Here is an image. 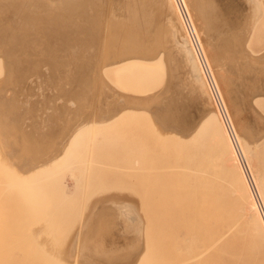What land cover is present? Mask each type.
Segmentation results:
<instances>
[{
	"label": "rangeland",
	"instance_id": "rangeland-1",
	"mask_svg": "<svg viewBox=\"0 0 264 264\" xmlns=\"http://www.w3.org/2000/svg\"><path fill=\"white\" fill-rule=\"evenodd\" d=\"M10 1L0 0V34L7 30L3 36L6 41L0 39V264H24L27 258L28 264H216L210 242L200 249L185 240L183 244V239L173 240V224L164 216L174 200L188 202L195 174L205 180L214 170L208 160L215 158V146L201 123L205 124L210 114L220 116L202 74L197 72L198 80L187 74L189 69L184 59L180 60L183 56L174 55L172 44L165 47L167 36L157 35L156 29H163L165 24L163 16L155 15V26H149L141 0H89V7L93 5L90 13L99 12L101 18L97 14L88 21L81 12L71 21L68 15L62 19L66 17L63 12L60 18L53 8L60 7V0H15L19 6ZM150 1L143 0L147 5ZM202 1L210 12L204 56L224 106L222 93L230 108L232 118L225 106L230 124L233 128L235 119L240 130L241 136L233 129L237 142L243 141L253 159L251 168L264 183V20L261 31L251 37L253 23L264 12L262 2L218 0L213 6L214 0L209 4ZM121 3L137 17L136 42L125 33L117 35L120 29L112 24L115 17L121 28H130L118 8ZM212 10L218 11L216 17ZM40 12L46 23L34 30L33 21L43 17ZM26 20H33V24ZM8 44L10 48H6ZM132 52L139 57L127 55ZM119 57L131 58L126 61L131 62L115 69L109 63ZM104 65L111 67L108 72L105 68L106 74ZM194 65H188L190 70ZM255 97L261 98L253 103ZM127 100L133 105L128 106ZM103 103L111 112L104 117L110 119L93 122L91 115ZM19 181L33 192L13 187ZM12 187L19 193H13ZM101 216L104 218L98 219V228L93 229L90 222ZM186 222H179L180 234L187 232ZM88 233L94 235L91 240ZM246 237L242 240L249 243ZM243 241L239 249L235 247L243 258L237 263L264 264L258 257L263 253L260 244L251 240L252 246ZM144 253L149 254L147 258Z\"/></svg>",
	"mask_w": 264,
	"mask_h": 264
},
{
	"label": "bare ground",
	"instance_id": "bare-ground-1",
	"mask_svg": "<svg viewBox=\"0 0 264 264\" xmlns=\"http://www.w3.org/2000/svg\"><path fill=\"white\" fill-rule=\"evenodd\" d=\"M10 1V0H9ZM13 0L10 1V3L12 2ZM15 1V0H14ZM13 1V2H14ZM20 1V0H19ZM17 0V2H19ZM27 1V0H26ZM37 1V0H36ZM39 2L42 1V0H38ZM37 1V2H38ZM89 0H60L58 1V5L59 6H53V8L57 11L58 15L60 16V18L64 17L62 15L61 12L65 13V16L68 15V17L72 20H74V16L76 14H81V12L83 13V15H86L85 17L88 19V21L90 20H93L95 18L94 15L98 16L97 14H99L98 17H100V14L99 12L94 13H90V7H93L90 6L89 7ZM208 1V2H206ZM210 0H204V3H207L209 4ZM216 1V0H214ZM213 3H216L214 4L213 6L217 5L218 3V0L217 2H214ZM12 2V4H13ZM31 2V1H30ZM62 2V3H61ZM260 2H262V7L264 8V1L263 0H260ZM259 2V4H260ZM23 3V2H21ZM20 3V4H21ZM26 3V2H25ZM42 3V2H41ZM57 3V2H56ZM151 4H144L143 0L140 1V6L142 8H144V19L145 21L148 23L149 26H155V21H154V17L155 15L159 14L163 19H164V22L165 24L163 25L161 23L160 26H164L163 29L161 30H158V28L156 29L157 30V35H164V36H167L169 39H168V42L165 43V47L172 44L173 48H172V52L174 53H177L178 56L180 55L182 58L180 59L183 62L184 66L187 67L189 70L186 71L187 74L191 73L192 77L193 78H200L198 73L199 74H202L200 73L199 71L200 70V67L198 65V62L195 58V55L193 53V50L191 48V44L189 42V39L186 35V32L184 30V27L182 25V22H181V19H180V14H179V9H178V6H177V3L175 0H152L150 1ZM203 3V1H202ZM203 3V4H204ZM19 6L18 3H16L15 1V6L17 5ZM29 4V3H28ZM27 4V5H28ZM13 5V6H14ZM22 5V4H21ZM42 5V4H41ZM45 5V4H44ZM254 5V4H253ZM103 6V5H102ZM110 6V5H109ZM184 6H185V9H187V13L189 15V17L191 18V21L193 22V27L194 29H196V33H197V36L199 37L200 41L202 44L201 47H203L202 49L204 50V43H203V40H204V33H208L210 31L209 29V25H208V15L210 14V12L206 11L208 7H206V4L202 5L201 4V0H184ZM204 6V7H203ZM208 6V5H207ZM211 5H209V7H213ZM29 7V5H28ZM32 7V6H31ZM43 7V6H42ZM41 7V8H42ZM45 7V6H44ZM50 5L47 4V8L49 9ZM111 7V6H110ZM260 7V9L262 8ZM24 8V7H23ZM22 8V9H23ZM46 8V7H45ZM44 8V9H45ZM109 8V7H107ZM119 10L124 14L125 17V20H126V23H128V25L130 26V28H127L126 30H124L123 28H121V22L119 19L115 18V17H112V24H114V26H116L117 28H119L120 30L117 31V35H124L123 33L126 34V37L130 38L132 40V42H136L138 41V34H137V31H136V28H137V17L134 16L133 14H131V12L128 10V7L126 4L124 3H121L119 4L118 6ZM217 9V7H214V9ZM16 9V8H14ZM18 9V7H17ZM22 9L20 11H22ZM40 9V8H39ZM213 9V8H212ZM12 10V9H11ZM25 10H30V8L28 9H25ZM34 10V9H33ZM43 10V8H42ZM41 10V11H42ZM46 10V9H45ZM100 10V9H99ZM257 10V9H256ZM27 11V12H28ZM31 11V10H30ZM47 11V10H46ZM98 11V10H97ZM101 11V10H100ZM264 11V10H262ZM23 12V11H22ZM25 12V13H27ZM36 12V11H35ZM38 12V11H37ZM36 12V13H37ZM212 12H215V14H212L216 17V12L218 13L217 10L213 11ZM40 12L39 15H42L43 17L41 18L38 17V20L37 21H33V20H26V21H33L35 23V27H34V30L36 28V26H39V28L41 27V25H45V21L46 19L44 18V14ZM47 13V12H45ZM24 14V12H23ZM27 14H30V13H27ZM109 14V13H108ZM264 14V12H263ZM261 13V16H259L258 19H256V21L253 23L252 27H251V37H252V33L256 32L257 30H260L262 29V20H264L263 18V15ZM20 15V12L19 14ZM26 14H24L25 16ZM32 15V12L31 14ZM38 15V16H39ZM81 15V16H83ZM258 15V14H257ZM256 15V16H257ZM21 16V15H20ZM78 16V15H76ZM103 16V15H102ZM110 16V15H109ZM29 19H32L29 15L27 16ZM26 17V18H27ZM33 17H35V15H33ZM68 17L66 16L65 18H62V19H68ZM84 17V16H83ZM108 17V16H107ZM111 17V16H110ZM236 17V16H235ZM20 18V17H18ZM22 18V16H21ZM25 18V17H24ZM25 18V19H26ZM40 18V19H39ZM44 18V19H43ZM74 18V19H72ZM79 18V17H78ZM82 18V17H81ZM85 18V19H86ZM101 18V17H100ZM160 18V17H159ZM84 19V18H83ZM216 20V18H214ZM217 19H218V16H217ZM20 20V19H19ZM63 20V21H64ZM80 20V19H79ZM96 20V19H95ZM21 23H22V20H20ZM24 21V19H23ZM25 21V22H26ZM59 21V20H58ZM101 21V20H100ZM98 21V22H100ZM162 21V20H161ZM78 22V21H77ZM92 24H94L93 22L94 21H91ZM108 22V21H107ZM163 22V23H164ZM198 22H201V25L202 26H198ZM217 22V20H216ZM19 23V22H18ZM32 23V22H31ZM79 23V22H78ZM86 23V22H85ZM89 23V22H88ZM86 23V25L88 24ZM264 23V22H263ZM33 24V23H32ZM31 24V25H32ZM52 24V22H51ZM54 24V23H53ZM76 24V23H74ZM57 25V23H56ZM85 25V26H86ZM58 26V25H57ZM84 26V27H85ZM90 26V25H88ZM87 26V27H88ZM209 26V27H208ZM27 27V26H26ZM75 27V26H74ZM38 28V31H40V29ZM52 28V27H51ZM50 28V30H51ZM55 28V27H54ZM90 28V27H89ZM92 28V27H91ZM8 29V28H7ZM10 29V28H9ZM80 29V28H79ZM11 30V29H10ZM24 30V29H23ZM91 30V29H90ZM17 31V30H16ZM45 31V30H44ZM96 31V29H95ZM261 31V30H260ZM7 32V30H6ZM5 32V33H6ZM10 32V31H9ZM12 32V31H11ZM20 32V31H19ZM24 32V31H23ZM31 32H33L31 30ZM5 33L3 34L4 37H6ZM22 33V32H21ZM20 33V34H21ZM42 33V32H41ZM39 33V35L41 34ZM51 33V32H49ZM13 34V33H12ZM15 34H18L15 33ZM33 34V33H32ZM60 34V33H59ZM88 34V32H87ZM9 35V33H8ZM24 35V34H23ZM28 35H31L28 34ZM35 35V34H34ZM38 35V33H37ZM61 35V34H60ZM106 35V34H104ZM176 35L178 37H176ZM2 36V32L0 34V37ZM2 36V38H0L1 40L4 39V37ZM33 36V35H32ZM46 36V35H45ZM83 36V35H82ZM88 36V35H87ZM164 36L162 37L164 39ZM11 37V35H10ZM13 37V36H12ZM34 37V36H33ZM123 37V36H122ZM250 37V38H251ZM31 37H29L30 39ZM41 38V36H40ZM44 38V37H43ZM57 38V37H56ZM120 38V37H119ZM124 38V37H123ZM254 38V37H252ZM7 39V38H5ZM4 39V40H5ZM162 39V41H163ZM185 39V40H184ZM0 40V41H1ZM28 40V39H27ZM26 40V41H27ZM34 40V39H33ZM38 40V39H37ZM40 40V39H39ZM187 40V42H186ZM3 41V40H2ZM6 41V40H5ZM93 41V40H92ZM15 42V41H14ZM17 42V41H16ZM30 42V41H29ZM82 42V41H81ZM165 42V41H163ZM263 42V41H262ZM23 43V41L21 42ZM104 43V42H103ZM234 43V42H233ZM236 43V42H235ZM238 44L240 43L237 42ZM237 43H236V46H234V48L237 50L239 49L238 46H237ZM12 44V43H10ZM8 44V47L6 48H10ZM18 44V43H17ZM26 44L27 42H24V45L25 48H26ZM162 44V43H161ZM248 44V42H247ZM264 44V43H263ZM2 45V44H1ZM6 45V44H5ZM19 45L22 46V44H20L19 42ZM34 45V44H33ZM240 45V44H239ZM16 46V45H15ZM20 46V47H21ZM28 46V44H27ZM30 46V45H29ZM136 46V44L134 45ZM229 46V44H228ZM249 46V45H248ZM246 46V47H248ZM35 47V46H34ZM82 47V46H81ZM5 48V49H6ZM12 48V46H11ZM28 48V47H27ZM75 48V47H74ZM105 48V47H104ZM163 48V47H162ZM262 48V47H261ZM260 48V49H261ZM19 49V48H17ZM22 49V48H21ZM249 49V48H248ZM246 49V50H248ZM263 49V48H262ZM17 51V50H16ZM244 51V50H243ZM252 51V50H251ZM14 52V51H13ZM105 52V51H104ZM136 52V51H135ZM135 52H132L130 54H127V55H133L135 57H131V58H137L139 57ZM204 52V51H203ZM232 52V51H231ZM230 52V53H231ZM260 51H258L259 53ZM262 52V51H261ZM12 53V52H11ZM24 53V51H23ZM27 53V52H26ZM170 53V52H169ZM235 53V52H234ZM253 53V51H252ZM171 54V53H170ZM169 54V55H170ZM176 54V55H177ZM185 54V55H184ZM205 54V53H204ZM255 54V53H253ZM172 55V54H171ZM170 55V56H171ZM175 55V56H176ZM238 55V54H237ZM264 55V54H263ZM103 56H105L103 54ZM125 56V55H124ZM234 56V55H233ZM255 56V55H254ZM235 57V56H234ZM233 57V58H234ZM238 57V56H237ZM121 57L115 59L113 61V63H109L111 66L113 65V67L115 68H119V66L121 67L122 63L124 65V62L125 64L126 63H129V62H126L128 60H131V58H128V59H120ZM140 58H144V57H141ZM173 58V57H172ZM232 58V57H231ZM179 59V58H178ZM186 59V60H185ZM134 60V59H133ZM176 60V58H175ZM55 61V60H54ZM108 61L106 58L104 59V62ZM178 61V60H176ZM241 61V60H240ZM51 62V61H50ZM195 62V63H194ZM107 63V62H106ZM179 63V61H178ZM181 63V64H182ZM189 63V64H188ZM197 64V67L198 69L196 68L195 69V65L194 64ZM108 64V63H107ZM120 64V65H119ZM180 64V63H179ZM118 67H117V66ZM188 65H194L193 66V70H190V67L191 66H188ZM105 66V65H104ZM108 66V65H107ZM105 66L103 68V73H105V68L107 67ZM111 68V67H110ZM109 68V69H110ZM115 68V69H116ZM107 69V68H106ZM109 69H107V72L109 71ZM113 69V70H115ZM102 70V69H101ZM112 71V69H111ZM198 72V73H197ZM110 73V72H109ZM106 74V73H105ZM111 74V73H110ZM102 75V74H101ZM112 75V74H111ZM202 78H203V75H201ZM111 76L107 77V79L110 81L109 83H111L112 79L110 80ZM197 79V80H198ZM106 80V79H105ZM246 80V79H245ZM85 81V80H84ZM107 81V80H106ZM203 81H204V78H203ZM113 82V81H112ZM205 82V81H204ZM86 83V82H85ZM107 83V82H106ZM245 83V82H244ZM80 84V83H79ZM87 84V83H86ZM113 84V83H111ZM262 84V83H261ZM264 84V83H263ZM82 85V84H81ZM89 86V85H88ZM116 86V85H115ZM264 87V86H263ZM117 88V86H116ZM221 88V87H220ZM86 89V88H85ZM119 89V88H118ZM222 89V88H221ZM257 89V88H256ZM120 90V89H119ZM126 94V93H125ZM151 94V93H149ZM84 95V94H83ZM119 95V94H118ZM138 95V94H137ZM140 96V95H139ZM222 96H223V99H224V102H225V106H226V109H227V112L229 113V115L231 114V111H230V108L226 102V99L224 97V94L222 93ZM263 96V95H262ZM81 97V96H80ZM257 98H261V97H255L253 99V103L254 101L257 99ZM127 105L128 106H131L133 105L132 102L130 100H127ZM144 105V104H143ZM97 108V107H96ZM100 109H98L99 111L96 112V109H95V114L94 116L91 115V119L93 122L94 121H101L102 122H105L108 120L109 116L108 117H104L108 114H110V109H107V106L105 103L101 104V106L99 107ZM132 108V107H131ZM119 109V108H118ZM129 110V108H126ZM117 111V110H116ZM217 111V110H216ZM121 112V111H119ZM118 112V113H119ZM122 112H126V110L124 109V111ZM121 112V114H122ZM130 112V111H129ZM116 116V115H114ZM220 116V115H219ZM208 118L205 119V124L202 122L201 125L203 124L202 127V131H206V136L211 138L212 142H213V145L215 146V150H216V156L215 158H211L208 160L209 164L211 163V166L212 168L214 169L211 173V175H208V178H206L204 180L199 178L200 176L195 174V176H193L194 178H196V180L194 179L191 183H193L194 185V188L192 187L189 191V193L192 191V195L189 196L186 195V196H189V200L188 202L185 204H181L179 201L177 200H174L171 204L168 205V208L171 210L165 214L164 216H168L166 217L165 219L167 220H170L172 222L173 225H171V228L173 229L172 232L174 233V239L173 240H179V239H183V244H184V240L185 241H188L190 243H192L193 245H198V247L201 249V248H204L205 246V243L207 242H210V248L211 246H213L215 248V252H212V253H215V259L216 260V264H236L237 262H240V261H243V258L241 259V256H240V252L238 251L239 249V244L241 243L242 238L248 236L250 238V244L252 245L255 244L254 243V240L257 241L258 244H260L261 248L263 249V253L262 256L264 257V220L262 218V215H261V212H260V209H259V205H261V207L263 208L264 210V183L262 181H259L257 179L256 176H259L258 174H254V167L251 168L252 165H250L251 161V157L249 158V154H248V151L247 149H245V146H244V143L243 141H239L242 145H240V143L238 144V138L236 139L235 137V141H236V146L233 144L232 140L230 139L229 135H228V132H227V129L223 123V121L215 115V113L211 116H208ZM231 117V115H230ZM233 117V116H232ZM231 117V118H232ZM110 119V118H109ZM207 120V121H206ZM233 124H234V127L236 128L235 131H237V134L241 136V133H240V130L238 128V125L237 123L235 122V119L233 120ZM200 127V128H201ZM234 127L232 129H234ZM199 128V129H200ZM164 129V128H163ZM198 129V130H199ZM77 130V129H76ZM234 132V131H233ZM77 131L73 134V137L76 135ZM74 139V138H73ZM161 142V141H159ZM163 144V143H162ZM161 144V145H162ZM166 144V143H165ZM164 144V145H165ZM169 144V143H168ZM163 145V147H164ZM254 146V145H253ZM241 152V155H240V152ZM171 152V150H170ZM219 152V154H218ZM253 152V151H252ZM71 154V153H70ZM173 154V153H172ZM73 156V154H71ZM253 155V154H252ZM71 156V157H72ZM70 157V158H71ZM218 157L222 158V162L224 164L221 163H218ZM69 157H67L68 159ZM74 157H72L73 159ZM175 158V157H174ZM242 159V160H241ZM71 160V159H70ZM176 160V159H175ZM261 160V159H260ZM263 160V159H262ZM32 161H35L34 159ZM72 161V160H71ZM243 161V164L245 166V169H244V166H242V162ZM76 162V161H75ZM227 162L229 164H227ZM37 163V162H36ZM32 164V163H31ZM227 164V165H226ZM33 166V165H32ZM227 166H230L229 168ZM34 167V166H33ZM35 168V167H34ZM173 170V169H172ZM247 170V171H245ZM209 171V170H208ZM208 171H207V174H208ZM9 172V171H8ZM15 172V171H14ZM247 172V173H246ZM18 173V172H17ZM60 173V172H59ZM256 173V172H255ZM19 174V173H18ZM58 174V173H57ZM176 174V173H175ZM264 174V173H263ZM9 175V174H8ZM183 175V174H182ZM206 174H204L205 176ZM1 176V175H0ZM11 176V175H10ZM17 177V175H15ZM21 176V175H20ZM57 176V175H56ZM184 176H185V173H184ZM187 176V175H186ZM264 176V175H263ZM175 177V176H174ZM7 178V177H6ZM5 178V179H6ZM22 178V176H21ZM190 178V177H189ZM188 178V179H189ZM13 179V178H12ZM25 179H27V177H25ZM178 179H181V178H178ZM177 179V180H178ZM187 179V180H188ZM262 179V178H261ZM264 179V178H263ZM21 180V179H20ZM30 180V179H29ZM34 180V179H33ZM40 181V180H39ZM35 182V181H33ZM37 182V181H36ZM29 183V182H28ZM171 183V182H170ZM186 183V182H184ZM25 182L22 184L20 181L19 183H14V186L13 187H17V189H21L22 191L26 192V193H32L33 189L30 188L28 189V187L24 186ZM27 184V183H26ZM30 184V183H29ZM33 184V183H32ZM35 185V184H34ZM187 185V184H186ZM180 186V185H179ZM183 186V185H182ZM192 186V185H191ZM9 187V186H8ZM6 187V188H8ZM13 187H12V191H13ZM44 187V186H43ZM5 188V187H4ZM11 188V187H10ZM10 188H8L10 190ZM34 188V187H33ZM37 188V187H36ZM16 189V188H15ZM13 191V193H19V191L15 190ZM40 189V188H39ZM39 189H37V191H39ZM183 189V188H182ZM181 189V190H182ZM185 189V188H184ZM5 190V189H4ZM8 190V191H9ZM35 190V189H34ZM179 190V189H178ZM8 191L6 190V193H8ZM17 191V192H16ZM20 191V192H22ZM36 191V192H37ZM41 191V190H40ZM47 191V190H46ZM197 191L195 194L194 192ZM42 192V191H41ZM3 193V192H2ZM12 194V192H10ZM9 193V194H10ZM35 193V192H34ZM39 193V192H37ZM44 193V192H43ZM49 193V192H48ZM8 194V195H9ZM25 194V193H24ZM36 194V193H35ZM40 194V193H39ZM177 194V193H176ZM187 194V193H186ZM195 194V195H194ZM18 195V194H17ZM13 196V195H11ZM16 196V195H15ZM44 196V195H43ZM185 196V195H184ZM36 197V196H35ZM6 198V197H5ZM9 198V197H8ZM17 198V197H16ZM34 198V197H33ZM32 198V199H33ZM187 198V197H186ZM35 199V198H34ZM259 199V200H258ZM13 200V199H12ZM18 200V199H17ZM16 200V201H17ZM28 200V199H27ZM6 201V200H5ZM184 202V200H183ZM259 203V205H258ZM20 205V204H19ZM31 205V204H30ZM9 206V205H8ZM12 206V205H11ZM18 206V205H17ZM46 207V206H45ZM15 208V207H14ZM13 208V209H14ZM31 208V207H30ZM44 208V207H43ZM21 210V209H20ZM29 210V209H28ZM30 212V211H29ZM49 212V211H48ZM23 215V213H21ZM28 214V213H27ZM37 214V213H36ZM49 214V213H48ZM30 215V214H29ZM44 215V213H43ZM46 215V214H45ZM51 215V214H50ZM116 215V214H115ZM30 217V216H29ZM32 218V217H31ZM104 218V216H101L100 218H94L91 222H90V226L93 228H98V225H99V220ZM26 219V218H25ZM43 219V218H42ZM99 219V220H98ZM160 219V218H159ZM180 221H187L188 222V226H187V232L185 231L184 233H179L177 230H178V224H180L179 222ZM186 222V223H187ZM146 224V223H145ZM36 225V224H35ZM34 225V226H35ZM44 225V224H43ZM33 226V225H32ZM93 228V229H94ZM37 229V228H36ZM145 229V228H144ZM181 229V228H180ZM186 229V228H185ZM184 229V230H185ZM92 230V229H91ZM90 230V232H91ZM93 231V230H92ZM145 231V230H144ZM180 231V230H179ZM183 231V230H182ZM145 233V232H144ZM44 234V233H43ZM90 234V233H88ZM42 235V234H41ZM145 235V234H144ZM93 234H90L89 235V240H91L93 238ZM182 236V237H181ZM87 237V236H86ZM246 237V239L248 238ZM45 238V237H44ZM47 238V237H46ZM146 238V237H144ZM146 240V239H145ZM251 240L252 243H251ZM33 241V240H32ZM46 241V240H45ZM44 241V242H45ZM147 241V240H146ZM145 241V243H146ZM181 241V240H180ZM244 241L246 242L247 241V245H249L248 241L249 240H245ZM243 241V243H244ZM95 242V240H94ZM177 243V242H176ZM181 243V242H180ZM179 243V244H180ZM190 243H187V244H190ZM198 243V244H197ZM185 243V245H187ZM246 244V243H245ZM94 245V244H93ZM91 245V246H93ZM182 245V244H181ZM239 245V246H238ZM244 245V244H242ZM247 245H244L245 249L247 250ZM96 246V245H95ZM94 246V247H95ZM146 246V245H145ZM208 246V245H207ZM238 247L235 248V247ZM254 246V245H252ZM189 247H192V246H189ZM212 247V248H213ZM251 248V246H249ZM257 247V246H256ZM26 248V247H25ZM29 248V246H28ZM32 248V247H31ZM147 247H145L146 249ZM206 249H208L207 247H205ZM209 248V249H210ZM90 249V247L88 248ZM95 249V248H94ZM93 249V250H94ZM191 251H192V248H189ZM194 249V248H193ZM198 249V250H200ZM243 249V247H242ZM257 250V248H255ZM37 250V249H36ZM195 250V249H194ZM197 250V251H198ZM260 250V249H258ZM92 251V250H91ZM147 251V249H146ZM201 251V250H200ZM199 251V252H200ZM208 253H209V250H207ZM206 251V252H207ZM212 251V250H210ZM245 251V250H244ZM242 251V252H244ZM148 252V251H147ZM203 252V250H202ZM241 252V253H242ZM259 252V251H258ZM39 253V252H38ZM50 253V251H49ZM94 253V252H92ZM205 252H203L204 254ZM250 253V252H249ZM256 255L258 256L257 252H255ZM88 254V253H87ZM201 254V253H200ZM198 254V255H200ZM211 254V253H210ZM244 254H246V251L244 252ZM243 254V255H244ZM36 255V254H35ZM40 255V254H39ZM38 255V256H39ZM145 255V258H147L146 256H148L149 254L148 253H144ZM143 255V256H144ZM153 254H151L152 256ZM202 255V254H201ZM212 255V254H211ZM242 255V256H243ZM250 254H248L249 256ZM259 255H260V252H259ZM37 256V257H38ZM95 255L93 254V257ZM97 256V255H96ZM206 256V254H205ZM209 256V255H208ZM262 256H258V257H261L264 261V258ZM28 257V256H27ZM113 257V256H112ZM117 258H121V256H116ZM202 257V256H200ZM207 257V256H206ZM245 257V255H244ZM253 257V256H252ZM25 258V257H24ZM46 258V257H44ZM42 258V262L43 259ZM66 259V257H63ZM125 259V257H123ZM212 258V257H211ZM257 258V257H256ZM29 258L27 259H23V260H26L28 261ZM87 259V258H86ZM123 259V260H124ZM129 259V257H128ZM144 259V257H143ZM197 259V257H196ZM200 259V258H199ZM204 259V258H203ZM209 259V258H208ZM207 259V260H208ZM240 259V261H239ZM245 259V258H244ZM248 259V258H247ZM245 259V260H247ZM45 260V259H44ZM47 260V258H46ZM116 260V259H115ZM127 260V258H126ZM195 260V259H194ZM192 259V261H194ZM201 260V259H200ZM212 259H210L211 261ZM214 260H213V263H214ZM253 260V259H252ZM255 260V259H254ZM259 260V258H258ZM11 261V260H10ZM13 261V260H12ZM11 261V262H12ZM24 264H28V262H26ZM66 261V260H65ZM191 261V262H192ZM196 262H193V263H197L198 261L195 260ZM203 262V260H201ZM6 262V261H5ZM9 262V261H8ZM35 262V261H33ZM63 262V261H62ZM186 262H189V261H186ZM246 261H244L245 263ZM47 262H45L46 264ZM53 263V262H52ZM242 263V262H240ZM248 263V262H247ZM5 264V263H4ZM8 264V263H6ZM11 264V263H10ZM35 264V263H33ZM41 264V263H40ZM64 264V262L62 263ZM143 264V263H142ZM181 264V263H180ZM183 264V263H182ZM185 264V263H184ZM198 264V263H197ZM205 264V263H204ZM208 264H211L210 262ZM239 264V263H237ZM252 264V263H251Z\"/></svg>",
	"mask_w": 264,
	"mask_h": 264
},
{
	"label": "built area",
	"instance_id": "built-area-1",
	"mask_svg": "<svg viewBox=\"0 0 264 264\" xmlns=\"http://www.w3.org/2000/svg\"><path fill=\"white\" fill-rule=\"evenodd\" d=\"M175 1L177 3L178 9H179V14H180V19H181L182 25H183L184 30L186 32V35L189 39V42L191 44V48H192L193 53L195 55V58L198 62V65L200 67L204 81L206 83V87H207L210 99H211L213 105L215 106L216 110L218 111L220 118L222 119V121H223V123L227 129V132H228L230 139L232 140L233 144L236 146L235 134H234L232 126L230 124L228 114L226 112V109H225L224 103L222 101L221 95H220L218 88L215 84V81L213 79L210 67L206 61L205 56H204V52H203L202 47L200 45V42L198 40L197 34L194 30L191 19L188 15L184 5H183L182 0H175ZM241 162L243 164V161H241ZM243 166H244V164H243ZM244 169H245V166H244ZM245 171H247V170H245ZM258 205H259V203H258ZM259 209H260L262 218L264 220V210L261 207V205H259Z\"/></svg>",
	"mask_w": 264,
	"mask_h": 264
}]
</instances>
